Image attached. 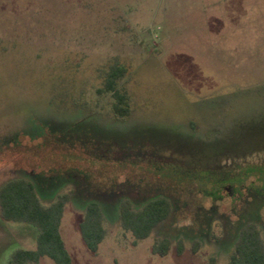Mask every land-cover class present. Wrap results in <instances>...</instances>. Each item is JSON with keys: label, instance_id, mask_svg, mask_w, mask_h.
Returning <instances> with one entry per match:
<instances>
[{"label": "rangeland", "instance_id": "rangeland-1", "mask_svg": "<svg viewBox=\"0 0 264 264\" xmlns=\"http://www.w3.org/2000/svg\"><path fill=\"white\" fill-rule=\"evenodd\" d=\"M115 63L125 117L97 91ZM36 175L64 179L38 189L46 204L69 196L72 264H227L258 218L264 240V0H0V187ZM114 193L165 195L174 211L137 240L106 208L92 252L85 202ZM37 232L0 215V264Z\"/></svg>", "mask_w": 264, "mask_h": 264}, {"label": "trees", "instance_id": "trees-1", "mask_svg": "<svg viewBox=\"0 0 264 264\" xmlns=\"http://www.w3.org/2000/svg\"><path fill=\"white\" fill-rule=\"evenodd\" d=\"M124 77V67L112 64L105 70L103 85L97 90L100 94L111 93L116 98L113 111L121 117L129 115L128 98L119 87V82ZM249 170L246 175L254 173V170ZM39 176L48 182L57 179L64 181L57 175ZM68 199L69 196L64 194L48 204L44 203L35 181L30 177L13 178L1 185V217L33 225L38 231L35 248H17L11 253L7 264H40L43 257L50 258L54 264H72L71 254L61 232ZM106 208L117 213L122 227L131 231L137 240L149 237L174 211L172 201L165 195L148 198L142 205H133L128 198L108 207L99 200H87L80 230L86 246L92 252L98 250L106 235L103 224ZM258 222L259 218L253 222L248 220L243 227L234 231L232 240L227 244L230 248L227 264H264V240ZM153 250L165 256L170 250V241L167 238L159 240L154 244Z\"/></svg>", "mask_w": 264, "mask_h": 264}, {"label": "flooded vegetation", "instance_id": "flooded-vegetation-1", "mask_svg": "<svg viewBox=\"0 0 264 264\" xmlns=\"http://www.w3.org/2000/svg\"><path fill=\"white\" fill-rule=\"evenodd\" d=\"M34 180H35V183H36L37 187H38V183H39V185L43 186L44 187V190H46L47 191V194L49 193V195H51L52 191L59 184L63 183L61 181V179L60 180H58V179L57 180H52V181L48 182V181H46L44 178H42L39 175H36L35 178H34ZM67 181L68 182H71V180H67ZM78 189L80 191V194H83L84 193L82 191V188L80 187V185L78 186ZM84 191H85V189H84ZM124 198H128L129 199V197L119 196V195H117L115 193H114V196L111 197L112 201H114V204H116V205L119 204L120 200H122ZM148 198H151V197L144 196V197H141V199H139V200H135V201L134 200H131V199H129V200L133 203V205H142L145 201L148 200ZM169 198H170V200L172 201V203L174 205L175 201L171 197H169ZM99 201H101V200H99ZM260 216H261V218H260V220H261L262 219V216H263L262 211H261V215Z\"/></svg>", "mask_w": 264, "mask_h": 264}]
</instances>
